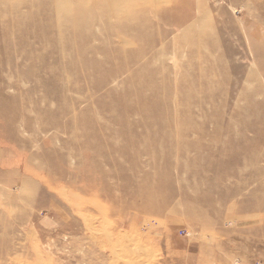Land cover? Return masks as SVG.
Masks as SVG:
<instances>
[{
  "label": "rangeland",
  "instance_id": "obj_1",
  "mask_svg": "<svg viewBox=\"0 0 264 264\" xmlns=\"http://www.w3.org/2000/svg\"><path fill=\"white\" fill-rule=\"evenodd\" d=\"M18 1L29 16L31 0H0V264H264V198L249 194L264 186L244 179L264 167V0H142L127 24L89 18L81 55L64 15L13 27ZM238 181L247 210L219 200Z\"/></svg>",
  "mask_w": 264,
  "mask_h": 264
},
{
  "label": "bare ground",
  "instance_id": "obj_2",
  "mask_svg": "<svg viewBox=\"0 0 264 264\" xmlns=\"http://www.w3.org/2000/svg\"><path fill=\"white\" fill-rule=\"evenodd\" d=\"M51 1H53V4L51 5V6H47V8L46 9H43V8H41V9H38L37 11H35L36 9V7L34 8V5L35 4H33V0H31V1H27V2H25V4H26V6L28 7V9L30 10L29 12V16H24V15H22V13L20 12V10H19V2L20 1H18L16 4H18V5H16L15 7H12V9H11V12H12V14H13V19H12V24H13V27H16V29L18 28L19 30L21 29V30H23L22 31V33L23 34H28L29 33V31L31 32V30H30V28H32V27H35L36 26V24H38L39 23V21L40 20H47V19H49L50 17H51V15H52V18L53 19H56V18H58V16L59 15H64V17H63V19H62V21L60 22V27H62V24H63V22L65 21V20H71V22H72V27L74 28V37H75V43L76 44H78V42H80V44L79 45H77L76 46V48H75V53H76V55H79L81 52V47L80 46H82V44H83V42L84 41H88L89 40V38H90V36L88 35V37H87V35L84 33H82L83 32V30L85 29V30H87V32L86 33H88V30L89 29H91L92 28V26H93V29H94V24H95V22L97 21V18L99 19L98 20V23L100 24V25H105V23L107 22V21H110V20H112L111 19V15H110V13L111 12H114L115 13V16L117 17V18H119V19H121L122 18V24H127V21H129V20H131V19H134V18H136V16L139 14V8H141L140 6L142 5L141 4V2H142V0H137V3H136V5L135 4H129V2H128V0H100V1H97V2H95V3H91V4H87V3H79V4H75V5H73V6H69V2H70V0H51ZM135 1V0H134ZM170 3V2H169ZM100 10V12H98ZM78 12H82V13H84L86 16L85 17H77L76 16V14L78 13ZM226 12V11H225ZM227 13V12H226ZM24 14V13H23ZM100 14V15H99ZM94 15H99L97 18H96V21H93L92 19L90 20L89 18H91V17H96V16H94ZM22 16L24 17V21H22L21 22V18H22ZM138 17V16H137ZM45 20V21H46ZM15 21V22H14ZM38 21V22H37ZM45 21H43V23L45 22ZM41 22V21H40ZM98 24V25H99ZM43 25V24H42ZM97 25V24H96ZM95 25V26H96ZM55 26H57V25H55ZM48 27V26H47ZM108 28V27H107ZM107 28H103L104 30H107ZM81 29H82V31H81ZM110 29V28H109ZM84 30V31H85ZM103 30V31H104ZM113 30V29H112ZM111 30V31H112ZM117 30V29H116ZM77 31H79V32H81L80 34L78 33L77 34ZM93 31V30H92ZM215 31V30H214ZM230 32V31H229ZM125 33L128 35V36H135V34L134 33H132V29L131 30H125ZM77 34V35H76ZM122 34V33H121ZM214 34V33H213ZM94 35V34H93ZM95 35H96V33H95ZM252 35V34H251ZM264 35V34H263ZM124 36H125V34H124ZM190 36H191V40H193L195 37H196V35L195 34H192V33H190ZM238 36V35H237ZM118 38H116L115 40H117V42H118V44L120 45V46H122L124 43H126L125 41H124V39H122V38H124L123 36H122V38H121V36H117ZM255 37V36H254ZM251 37V38H253L254 39V41H258L259 40V38L260 37ZM78 41V42H77ZM218 42V41H217ZM85 43V42H84ZM255 42H253V44H254ZM216 44H218V43H216V39H212V42H211V44H203V45H205V47L207 46V45H209L210 47H212V46H215ZM231 44V43H230ZM185 45V44H184ZM193 45V44H192ZM189 46V47H194V46ZM202 43H201V48H202ZM120 46H118L119 48H120ZM240 46V45H239ZM63 47V46H62ZM204 47V46H203ZM208 47V46H207ZM90 48V47H89ZM179 48V47H178ZM177 48V49H178ZM263 49H264V47H262ZM84 49H85V47H84ZM133 49V48H132ZM253 50H254V52L256 53V56H257V53H259L260 54V52H258L257 50H258V47L256 46V47H253L252 48ZM179 50H180V48H179ZM178 50V51H179ZM207 48H206V50H205V52H207ZM211 50V49H210ZM227 50L228 51H233V50H231L229 47L227 48ZM89 51H90V49H89ZM132 51V50H131ZM140 51V50H139ZM138 51V52H139ZM146 51H148V50H146ZM204 51V50H203ZM264 51V50H263ZM262 52V51H261ZM74 53V54H75ZM85 53V52H84ZM179 53V52H178ZM177 53V54H178ZM136 53L134 52V50L129 54V56H128V59H127V62H128V64H131L132 63V65H134L135 63H137V56L135 55ZM231 54V53H230ZM81 55V54H80ZM123 55H124V53H123ZM121 56H122V54H119L118 53V50L115 52V55H114V57H115V62H120L121 61ZM259 56V55H258ZM79 57V56H78ZM194 57V56H193ZM264 57V56H263ZM82 59V58H81ZM86 60V59H85ZM78 61V60H77ZM76 61V62H77ZM111 61V60H110ZM109 61V62H110ZM208 61V60H207ZM87 62V61H86ZM114 62V61H113ZM197 62H198V60H197ZM197 62H196V64H197ZM85 63V62H84ZM83 63V64H84ZM151 63V62H150ZM86 64H88V63H86ZM80 65V64H79ZM82 65V64H81ZM139 65V64H138ZM152 65V64H151ZM198 65V64H197ZM140 66V65H139ZM150 65H148V64H144L143 66H142V68L147 72V74L146 75H149V77L151 76V77H153V75H157L156 73H157V71L155 70V69H151L150 67H149ZM263 67V66H262ZM141 69V68H140ZM191 69V68H190ZM209 69V70H208ZM207 70V73L205 72V75L206 74H210V73H212V72H214L215 71V69L216 68H214V66H211L210 65V67L208 68ZM192 70V69H191ZM264 70V69H263ZM198 71H200L199 69H198ZM206 71V70H205ZM194 72H196V70H194ZM141 73V72H140ZM201 73V72H200ZM203 73V72H202ZM201 73V74H202ZM197 74H199V73H197ZM138 75H140L139 74V71L138 72H136L135 74H134V77H138ZM200 75V74H199ZM155 77V76H154ZM204 77V76H203ZM234 79V78H233ZM200 80V76L199 77H197L196 76V79H188V77H186L185 79H183L182 81H180V83H178V85L177 86H179V87H177V88H181V90H183L184 88H189V82L190 81H192V82H194V84H199V81ZM150 83V82H149ZM180 84V85H179ZM200 85V84H199ZM202 87V86H201ZM67 88H68V86H67ZM211 89V88H210ZM67 92H69V89H68V91ZM167 93V87H162L160 90H159V92L158 93ZM65 94V93H64ZM183 94H184V92H183ZM182 94V97H181V99H182V101L184 102L185 101V103H188V100L184 97V95ZM62 95V94H61ZM137 98V97H136ZM143 98V97H142ZM137 100H141L140 98H137ZM132 101H133V99H132ZM170 103H172V105L174 104V101L173 102H168V103H165V105H159L158 104V106L157 105H155V107L154 108H150V110L147 112V111H144V113H148V115L150 114V115H153L154 117H158V115H160L161 116V113H164L165 111H162V109H166V107H169V104ZM204 103V101H199V102H197V105L199 106V105H202ZM247 103V102H246ZM139 104H141V103H139ZM180 106H181V104H179ZM195 105V104H194ZM197 105H195V106H197ZM248 105V104H247ZM157 106V107H156ZM243 106H245L246 107V104L244 103L243 104ZM258 106V105H257ZM134 107H136V106H132V108H134ZM200 108V107H199ZM169 110V109H168ZM137 113V112H136ZM142 114H143V112H141ZM236 112H234V114H235ZM167 114V113H166ZM237 114V113H236ZM235 114V115H236ZM242 115V114H241ZM237 117V116H236ZM236 119V118H235ZM247 119V116L246 117H244V119H243V121H245ZM260 119V118H259ZM168 120L170 121V123H169V125L165 128V133H171V132H173V131H179L180 129L179 128H182L181 126H180V123H178V122H176L175 120H173V118H172V116L171 115H169L168 116ZM257 120V119H256ZM263 120H264V118H263ZM262 120V121H263ZM171 122L173 123V124H175V125H172L171 124ZM261 123V122H260ZM250 124H251V122H250ZM247 125V124H246ZM253 126V125H252ZM259 127V126H258ZM199 128L200 129H203V125L202 124H200L199 125ZM263 129H264V127H263ZM263 129H261L262 130V132H263ZM249 130V129H248ZM260 130V131H261ZM246 131V130H245ZM260 131H259V133H260ZM247 132V131H246ZM245 132V133H246ZM202 133H204V131H202ZM261 134H264V133H261ZM95 135H97V134H95ZM214 135V134H213ZM259 136H260V134H259ZM253 137V136H252ZM242 138V137H241ZM246 138V137H245ZM257 138H259V137H257ZM244 139V138H243ZM247 139V138H246ZM248 140V139H247ZM251 141H255L254 139L253 140H251ZM105 142V141H104ZM262 142V141H261ZM187 144H188V142H186ZM248 143V142H247ZM198 144H196V145H194L195 147H197L198 149H200V146H197ZM262 145V144H261ZM123 147V146H122ZM98 149V148H97ZM253 149H256V147L255 148H253ZM102 151H104V150H102ZM101 151V152H102ZM122 151V150H121ZM242 151V150H241ZM245 153H247V150H245V151H243V152H239L238 154L239 155H245ZM105 154V153H104ZM236 154V153H235ZM99 155V154H98ZM101 155V154H100ZM130 156V155H129ZM225 159V158H224ZM239 160V159H238ZM234 164H236V165H239V164H242V163H240V162H238V161H235L234 162ZM250 166V165H249ZM207 175V174H206ZM239 179H242V175L240 174V175H238L237 176ZM245 178L244 179H248V181L249 182H251L252 183V181H259L260 183H259V185L260 184H262L263 186H264V167H260V168H258L257 170H256V172H253V171H251L250 173H249V175L247 176H244ZM223 178V177H222ZM225 179V178H224ZM238 179V180H239ZM252 179V180H251ZM161 181V180H160ZM159 181V182H160ZM166 181V180H165ZM170 181V180H169ZM248 181H246V182H248ZM140 182V181H139ZM157 182H158V180H157ZM245 182V183H246ZM169 183V182H168ZM237 183V186H236V188L235 189H233V193L231 194V196L230 197H223V195H220L221 197H219L220 199V201L222 202V203H226L227 201H232V200H240L239 201V206L244 210H247V208H250L251 207V203L249 202V201H241V200H247V198L249 199V197H247L246 199L244 198V197H246V196H244L245 194L243 193L242 194V191L247 187L248 188V186L249 185H245V186H242V183L241 182H236ZM250 183V184H251ZM157 184H159V183H157ZM220 185H221V183H219ZM139 185V184H138ZM161 185H162V183H161ZM164 185H165V182H164ZM244 185V184H243ZM168 186L170 187V189L171 190H173L174 192H175V189L173 188V186L172 185H169L168 184ZM234 186V185H233ZM261 186V185H260ZM143 188L145 187V186H142ZM147 187V186H146ZM172 187V188H171ZM164 188V187H163ZM256 188V187H255ZM168 189V188H167ZM243 189V190H242ZM249 189V188H248ZM111 190V189H110ZM259 191H260V189H259ZM176 192H177V190H176ZM257 192H258V189H250L249 190V194H252L251 196L252 197H254L253 199H261V198H264V191H260L261 193V195H258V196H256V194H257ZM168 196V195H167ZM250 196V197H251ZM164 197V196H163ZM171 197V196H170ZM173 197V196H172ZM169 198V197H168ZM243 198V199H242ZM143 199V198H142ZM171 199V198H170ZM187 199H188V201L190 200V198L189 197H187ZM186 199V200H187ZM160 200V199H159ZM158 200V201H159ZM157 201V200H156ZM136 202V201H135ZM144 202V201H143ZM148 202H151V203H153L154 201L153 200H150V201H148ZM190 202V201H189ZM166 203H167V201H166V199L164 198L163 200H160L159 202H157L156 204H159V205H166ZM169 203V202H168ZM167 203V204H168ZM148 204V203H147ZM149 205H150V203H149ZM219 205V204H218ZM147 206V205H146ZM234 206V205H233ZM133 207V206H132ZM148 207V206H147ZM225 209V207H217L216 209H211L212 210V212L215 214V215H218V214H220V213H222V210H224ZM227 210H229V208L227 209ZM228 212V211H227ZM213 216V215H212ZM237 217V216H236ZM240 217H243L242 215L240 216ZM233 218V217H232ZM257 219V218H256ZM246 220V219H245ZM253 220V219H252ZM229 221H231V220H229ZM240 221V220H239ZM247 221V220H246ZM251 221V220H250ZM223 222H225V221H223ZM225 223H227V222H225ZM247 223V222H246ZM228 225V224H227ZM116 252V251H115ZM126 262V261H125Z\"/></svg>",
  "mask_w": 264,
  "mask_h": 264
}]
</instances>
